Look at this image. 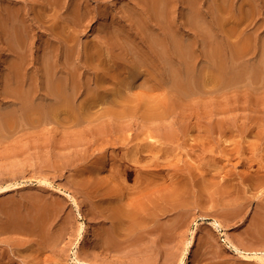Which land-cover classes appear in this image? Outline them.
Wrapping results in <instances>:
<instances>
[{
  "label": "rangeland",
  "instance_id": "1",
  "mask_svg": "<svg viewBox=\"0 0 264 264\" xmlns=\"http://www.w3.org/2000/svg\"><path fill=\"white\" fill-rule=\"evenodd\" d=\"M190 1L177 0L165 21L168 28L173 26L170 32L179 40L192 42L193 53L190 50L181 55L177 51L180 56L176 57L171 50L172 59L162 52L150 54L159 70L179 74L173 77L176 80L168 78L166 88L152 90V82L145 75L150 67L140 68L145 74H138L141 56L137 48L142 46L146 56L154 45L160 48L169 44L172 49L173 35L168 39L165 32L153 26L158 18L152 21L135 1L63 0L66 6L80 4L86 14L98 12L93 21L91 14L85 19L86 27L77 38L72 29L67 31L75 41L65 49L58 40L60 36L40 27L53 11L36 0L35 5L32 2L34 11L30 2L26 6L24 1L16 4L17 0H0L3 13L22 9L27 31L26 45L16 52L0 41V264H181L194 233L197 241L187 264H264L255 255H264V182L260 178L264 175V0ZM73 74L82 82L80 102L87 103L86 96L91 94L93 104H103L94 110H99V120L92 127L87 124L91 120L77 125L53 120V108L48 103L51 91L59 82L69 83ZM127 76L130 78L125 80ZM178 77L191 88L177 91L173 85ZM16 78L23 79L19 87H15ZM201 78L209 79V86ZM196 79L202 82L197 84L199 88L194 85ZM111 88L122 90V99L130 101V106L138 108V103L141 106L155 101L162 109L172 108V116L161 121L140 108L123 112V107L110 98ZM187 90L192 91L188 94ZM28 98L32 101L26 103ZM24 105L38 108L40 113L23 119ZM106 109L109 112H104ZM124 114L128 118L122 119ZM97 127L107 128L106 137H95L93 129ZM173 127L179 130V137L164 140L160 134ZM136 150H146L138 165L134 159L129 160L137 156L131 155ZM153 155L171 162L166 167L149 168L151 174L158 172L159 176L154 175L161 181L169 177L162 182L164 191L171 177L173 182L178 176L176 182L183 179L179 184L188 187L185 179L191 173L188 177L193 178L190 182L194 185L190 186L189 179L187 183L193 194L192 189L189 194L184 189L182 199H191L190 193L195 198L188 205L191 208L184 204L186 208L183 205L178 214L174 210L170 213L168 205L167 214L164 211L158 217L160 221L155 219V223L161 222L162 233L165 229L163 239L160 232L157 237L156 232L153 236L146 233L151 236L144 239L147 243L143 238L141 242L147 247L136 242L146 248L144 252L132 248L136 243H127L132 251L122 244L120 235L117 237L116 225L123 217L117 212L126 205L120 203L139 204L136 198L141 195L136 192L135 178L144 169L139 164L143 166ZM123 159L131 164L132 172L138 171L128 175L121 167ZM157 176H151L148 183H161ZM20 185L23 187L18 189ZM147 187L143 193L150 199L151 189ZM182 208L189 210L184 212ZM140 214L134 215L135 219ZM176 218L180 224L174 231ZM217 220L224 227L221 233L213 226ZM84 223L92 241L85 240ZM255 237L259 238L257 242ZM103 239L116 245L121 241L123 246L120 244V250L119 245L112 251L106 249L112 252L107 256ZM224 239L255 257L245 260L240 252L223 245ZM216 246L225 252L218 254Z\"/></svg>",
  "mask_w": 264,
  "mask_h": 264
},
{
  "label": "bare ground",
  "instance_id": "2",
  "mask_svg": "<svg viewBox=\"0 0 264 264\" xmlns=\"http://www.w3.org/2000/svg\"><path fill=\"white\" fill-rule=\"evenodd\" d=\"M13 2L15 1V0H12ZM18 1V3L16 2V4H20V3H23V1L25 2V3H23V5L25 4L26 6L28 5H30L28 2H30L31 4H32V2H34V0H17ZM22 1V2H21ZM36 1H39L40 3H41V5H45L50 11H53V14H50V15H48L45 19H44V21H42V23H41V25H40V27L41 28H45L46 30H48V31H50L51 32V34L52 35H55L56 37L57 36H60V37H58L59 39V41H60V43L62 44V45H64L63 47L66 49V47H68L69 45H70V43L71 42H74L75 41V38H77L78 36H77V34L79 35L80 34V32H82L83 30V28L84 27H86V24H85V19L89 16L90 17V14H86V12H87V10H86V12H83V10L84 9H82L81 8V6H80V4H78L79 6H75V7H71V6H73V5H71V6H66L67 4H65V3H63V0H36ZM42 1V2H41ZM133 1H135V3H136V5L137 6H140L141 8H143L144 9V11H146L147 13H148V15H149V17H150V19L152 20V21H154V19H155V17L156 18H158V20H157V22L156 21H154L156 24H153V23H151L153 26H155L157 29H160V31H163V32H165L166 34H167V37H168V39H170L169 37H170V35H173V37H171V39H170V41H171V45H172V49L170 48V47H167V46H169V44H166L165 46L163 45V46H161L160 48H159V45L157 46V45H154V46H151L150 47V52L149 51H147L148 52V54H147V56H146V52H143L142 51V46L140 47H138L137 48V50L138 51H136L138 54L140 53V56H141V60H140V64H139V66L137 65V67H139V72H138V74L139 75H144L145 74V72H143V71H141L140 70V68H143V67H145V66H149L150 68H149V70L147 71V73L145 74V75H147V77L150 79L149 81L150 82H152V86H151V89L152 90H159V88H166V86H167V84L165 83V82H167L168 83V81L167 80H169L168 78H171V80L173 79V77H177L179 74L178 73H170L171 75H169V74H167V72H170V71H167L166 69H162V70H159L158 69V67L155 65V63H154V61L152 60L151 61V57H150V54H154V51L155 52H158V53H163L165 56H167V57H169V58H171L172 57V55L170 56L169 54H170V51L172 50V53H174V55H176V57H177V55L179 54L177 51H180V52H182V54L181 55H183V54H185L187 51H190L191 50V52H192V50L194 49L193 48V44H192V42L190 41V42H185L184 40H179L177 37H176V35L175 34H172L171 32H173V31H171V29H173L172 27V25H171V29L170 28H168L167 26H166V21H165V17L168 15V13L171 11V8H172V6L173 7H175L176 5H177V0H133ZM176 1V2H175ZM138 2H140V4H138ZM191 2H193L192 0L190 1V3ZM28 3V4H27ZM34 5H35V2L33 3ZM32 4V5H33ZM31 5V6H32ZM32 6V10L34 11V8H36V6ZM36 5H38V4H36ZM175 5V6H174ZM65 8V11H63V9ZM20 10H22V9H19V10H15V11H13V12H8V13H3V11H2V9H0V29H2V33L0 34V41L1 42H3V43H7L8 44V46H10L9 48H13V51L15 50V52H16V50L17 49H20V48H18V47H22V46H24V45H26V29L24 30V26H26L25 24H26V18H23L22 17V15H21V13H20ZM85 11V10H84ZM150 12V13H149ZM152 12H153V14H156V16L155 15H153L152 14ZM155 12V13H154ZM98 13V12H97ZM96 12H95V14L93 13V14H91V19H92V21H93V19H96V17L98 16V14H97ZM67 14V18H63L64 17V15H66ZM152 14V15H151ZM93 15V16H92ZM152 16H154V18L152 17ZM88 17V18H89ZM146 17V16H145ZM69 18V19H68ZM122 18V17H121ZM123 19H125V18H123ZM141 19V18H140ZM147 19V18H146ZM149 20V19H148ZM151 20H149L150 22H151ZM35 20H33V23L31 24V26L32 27H34L35 26V22H34ZM140 21V20H139ZM141 21H144V20H141ZM147 20H145V22H146ZM144 23V22H143ZM147 23V22H146ZM122 24H123V22H122ZM125 24V23H124ZM150 24V23H149ZM151 24H150V26H151ZM171 24V23H170ZM170 24H168L167 23V25H170ZM89 25V24H88ZM124 26V25H123ZM127 27H128V25H127ZM166 27L168 28V30L166 29ZM30 28V27H29ZM36 28V27H35ZM71 30L72 29V31H71V33L73 32V34L75 35V38H73V37H71L69 34H67V31L68 30ZM127 29V28H126ZM124 30V29H123ZM171 31V32H170ZM70 33V32H69ZM65 35V37H63ZM5 37V38H4ZM4 38V39H3ZM157 38H160L159 36L157 37ZM3 39V40H2ZM71 41V42H70ZM185 42V43H184ZM143 44H144V42H143ZM144 47V46H143ZM156 48H158V49H156ZM19 53V52H18ZM95 53V52H94ZM136 53V54H137ZM157 53V54H158ZM171 53V54H172ZM193 53V52H192ZM137 54V56H139ZM92 55H95V54H92ZM155 56H156V54H154ZM148 56L150 57V58H148ZM152 56V55H151ZM159 56V55H158ZM158 56H157V58H158ZM179 56H180V54H179ZM175 57V56H174ZM172 59V58H171ZM16 66V65H15ZM19 66H18V64H17V68H18ZM20 68V67H19ZM165 70H166V72H165ZM187 71V70H186ZM221 71V70H220ZM126 73H128V72H126ZM222 73H223V70H222ZM174 74V75H173ZM129 76H131V77H133L134 76V74L133 73H130V74H128ZM114 77H116V76H114ZM77 77L73 74V77L70 79V82L68 83L67 81H65L64 83L63 82H59L60 84H58L57 85V88L55 89V88H53V90L51 91V97L53 98H51V102H48L49 104H51V107L53 108L52 109V114H53V120H57V121H61V120H63V121H65V122H69V123H73L74 125H77V124H85V121L86 120H91L90 122L89 121H87L88 123V125H90L91 127H92V125L95 123V122H97L98 120H99V115H98V113H99V110H96V111H94L95 109H97V108H99L100 106H103V104L102 103H94L93 104V100L91 99L92 98V96H91V94L90 95H88V96H86V99H87V103H82V102H80V98L82 97V93H81V91H80V89L82 88V82L80 81V80H77L76 79ZM130 77H125V80H128ZM178 79V81H177V83L175 84V82H174V84L175 85H173L174 87H178V88H176V90L178 91L179 89H180V91H181V89H182V91H181V93L182 92H184V91H186V89H189V88H191V84L190 85H187L188 83H186V81H185V83L184 82H180L179 81V77L177 78ZM203 79L206 81H208L207 83H208V85H207V83H205L202 87L203 88H205V85H207V86H209V82H210V80L209 79H205V78H201L200 80H202V82H203ZM217 79V78H216ZM216 79H214L212 82H216ZM19 80H23V79H17L16 78V85H15V87H19V86H21V84H23V81H19ZM173 80H176V78L175 79H173ZM200 80H198L197 81V79H196V84H194L196 87H198L199 88V85H200ZM217 80H220V78L219 79H217ZM25 82V81H24ZM172 82V81H171ZM170 82V83H171ZM188 82H190V81H188ZM201 82V83H202ZM212 82L210 83V85H214V84H212ZM220 82V84H221V81H219ZM219 82H217V83H219ZM216 83V85H218L219 86V84H217ZM171 84H173V83H171ZM197 84H199L198 86H197ZM65 86H66V88L68 89H66L65 88ZM206 86V87H207ZM215 86V85H214ZM14 88V87H13ZM186 88V89H185ZM111 91H112V93H111V95H110V98L112 99V101H114V103H115V105H118V106H121V107H123V112H130V110H134V109H144V113L146 114V115H148L149 117H151V118H153V119H156V118H161L160 120L161 121H165V120H167V119H169L171 116H172V114H171V112H170V109H172V108H169V110H166V109H162L161 107H160V104L158 103V102H155V101H153V102H148V103H145V104H142L141 102V106H139L140 104L138 103V108H136V107H134V106H130L129 105V102L130 101H127V102H125V101H123V99H122V93H123V91L122 90H115V89H113V88H111ZM190 91H192V90H190ZM190 91H188L187 90V93L189 94L190 93ZM177 93H180V92H177ZM186 93V92H185ZM91 96V97H90ZM29 101H32L31 99H29L28 98V100L26 101V103L27 102H29ZM96 101V100H95ZM137 104V103H136ZM24 110H27V111H24ZM107 110V111H106ZM104 112H109V110L108 109H106ZM21 111H22V113H21V117H23V119L24 118H29V116H32L33 114H36V113H40L39 112V110H38V108H33V106H29V107H26V105H24L23 106V108L21 109ZM50 114V113H49ZM126 118H128L127 117V115H123V117H122V119H126ZM106 131H107V128H105V127H103V128H99V127H97V128H94L93 129V132H94V135H95V137L96 138H100V137H106ZM179 135H180V133H179V130L177 129V128H171V129H169V130H166V131H164V132H162L161 134H160V136L164 139V140H167V141H172V140H174V139H176V138H178L179 137ZM136 153L135 154H131V155H137L135 158L134 157H132L131 156V159H129V160H131V161H133L132 159H134V161H136L135 163L138 165V163H140L142 160L141 159H144V158H142V154L143 153H145L146 152V150H140L138 153H137V150L135 151ZM169 154V153H168ZM139 155H141V157L139 156ZM139 157V158H138ZM153 159H151V160H149L150 161V163L151 164H144L143 166H141L142 164H139L140 165V168L141 167H143L144 169L142 170V169H140L139 171L138 170H136L134 167H133V165H132V167L136 170V171H138L139 173H137V179L135 178V180H137L138 181V183L136 182V184L138 185V187H136V189L138 190H136V192H137V194L141 197H138V198H136L137 199V201L136 202H138L137 204V206H136V203L134 202V204L131 202L130 204L133 206V208H131V206H130V204H128L127 205V201L126 202H123V203H120V206H122V204H125L126 203V205H123V207L121 208V207H118L117 209H120L121 208V210H120V212H117V214L119 213V214H121V216L123 215V217H121V221H120V223L117 221L116 223H119L118 225H116V229H115V231H116V233H117V237H119V235L121 236V239H119V240H123V242H122V244H124V246H125V248L126 247H130L131 248V246H133L132 248H134V249H138V251L139 250H141L142 252H144L143 250H145L146 248H141V246H140V243H142L141 241H143L146 237L148 238L149 236H153V232L155 233L156 232V234H155V237H157V234L160 232V237H161V234H163L164 232H165V229H163V233H162V229H161V227L159 226V224H161V222H156L155 223V219L156 218H158L159 216H160V213H165L166 212V214H167V211H169V208H170V210H171V212L170 213H173L174 211V213H176L177 212V214L179 213L178 212V210L179 209H181V207L184 205V204H186V206H188L189 204H191V202H193L191 199H194L195 197V195H191V193L193 194V191H194V189L193 188H189V185L190 186H192V184H193V182H190V179L192 180L193 178L191 177L190 179H189V177L190 176H192V174L190 175V174H188V176H187V178L185 179V186H188V187H186V188H188V189H186L185 187H184V183L182 182V187H181V184H179V182L181 183V180H183V179H178V180H180L179 182H176L177 180V174L176 175H174V176H177L176 177V179H174L173 180V182H171V179H172V177H171V179L169 180V183H170V186H169V183H165V185H166V187H167V190L166 191H164V189H163V187H164V183H162L163 181H165L166 180V182H167V179L169 178V177H165V180H160L161 178H159L158 176V172H154V174H157V175H154V174H151V173H153V170L151 171L149 168L151 167V168H154L153 166H155V169L156 168H160V167H166V165H170V161H168V162H170V163H167L165 160H167V159H161L160 157V159H158V157L157 156H154L153 155V157H152ZM127 159V158H126ZM159 160H164L163 162H166V163H163V162H160ZM122 161V160H121ZM123 161H124V159H123ZM121 162V167H123V169H124V171L128 174V175H132V173L135 171H133L132 172V168H131V164L129 163L128 164V161L127 162ZM133 161V162H134ZM125 163H127V165H128V167L126 166V164ZM162 163V164H161ZM164 164H165V166H164ZM130 166V167H129ZM138 167V166H137ZM167 167H169L170 168V166H167ZM139 168V167H138ZM137 168V169H138ZM146 168V169H145ZM164 169V168H163ZM162 169V170H163ZM166 169H168V168H166ZM161 170V169H160ZM165 170V169H164ZM135 171V172H136ZM154 171H157V170H154ZM140 174V175H139ZM143 174L145 175V176H143ZM157 176L158 177V179L161 181V183H159V181H157L156 179V182H157V184H155L156 182H154V183H152V181H151V183L149 184L148 182H150L149 181V179L151 178V176L152 177H154V176ZM140 176V177H139ZM150 176V177H149ZM173 176V177H174ZM157 177H155V178H157ZM263 177H264V175H263ZM263 177H260L261 178V181L262 182H264L263 181ZM179 178V177H178ZM162 179H164L163 177H162ZM187 179H189V182H190V184L188 185V183H187ZM154 180V179H153ZM46 181V180H45ZM47 183V182H46ZM139 183L141 184V186L139 185ZM173 183V184H172ZM186 183H187V185H186ZM50 184V183H49ZM154 184V186H151V185H153ZM173 186H172V185ZM264 184V183H263ZM151 186L152 188L154 187L155 189H154V191H153V189L151 188V187H147V186ZM194 185V184H193ZM22 185H20V186H18L17 188L19 189V187H21ZM169 186V187H168ZM23 187V186H22ZM145 187H147V189H151V192L149 191V190H147V192L149 191V193H151L150 195L152 196V193H153V196H154V198L152 197L151 198V196H150V199H148L149 197H147V196H149L148 195V193H147V196L145 195V193H143V191H146L145 189ZM166 187H165V189H166ZM8 189H10V188H12V187H7ZM7 188H6V190H7ZM170 188H172L170 191H168V189H170ZM13 189V188H12ZM14 189H15V187H14ZM162 189H163V191H162ZM183 189V190H182ZM184 189L186 190V191H184ZM190 189H192V192L190 193V198L191 199H189V198H185V199H182V195H183V193L184 192H186L187 194H189V190ZM3 190H5V188L3 189ZM141 190V191H140ZM184 191V192H183ZM189 191V192H188ZM140 194H139V193ZM154 192L156 193V195L154 194ZM166 192H168V193H166ZM170 192V193H169ZM144 194L145 196H144V199L146 198V199H148L147 201H145L144 199H143V197H142V194ZM166 193V194H165ZM185 193V194H186ZM184 194V196L183 197H185L186 195ZM195 194V193H194ZM188 197H189V195H187ZM186 196V197H187ZM72 197V196H71ZM192 197H194V198H192ZM74 199V202L75 203H77V201H76V198H73ZM139 199H143L142 201H140ZM189 199V200H188ZM150 200V201H149ZM189 201V203H187V202ZM149 205H151V207H149ZM168 205H170V207L168 206ZM130 206V207H129ZM186 206L184 205V207L186 208ZM191 206V205H190ZM194 206V205H193ZM125 207H129L128 209H132V210H128V209H125ZM168 209H167V208ZM189 207V206H188ZM151 208V209H150ZM185 208H182V210L184 211V212H186V210L188 209L189 210V208H191V207H189V208H187V209H185ZM167 209V211H165ZM174 210V211H173ZM182 210H180V211H182ZM187 210V211H188ZM165 211V212H164ZM191 211H192V209H191ZM139 212H141V214H140V216H141V218H142V215H143V218L141 219V220H139L140 219V216L138 217V220L137 219H135L137 216H138V214H139ZM46 213H48V212H46ZM169 213V212H168ZM165 214V215H166ZM177 214H176V217H177ZM188 214H190V211H189V213ZM42 215V214H41ZM115 215V214H114ZM134 215L136 216V217H134ZM171 215H173V214H171ZM186 215V214H185ZM162 216V215H161ZM160 216V217H161ZM41 217H43V216H41ZM117 217V216H116ZM119 217V216H118ZM37 219V218H36ZM35 219V220H36ZM39 219H40V216H39ZM159 219H161V218H158V220ZM157 220V221H158ZM177 220H179L178 218H176V220L173 222L174 223V231L176 230V228H178L179 227V225H178V223L180 224V222L179 221H177ZM32 221H33V219H32ZM160 221V220H159ZM36 222V221H35ZM40 222V221H39ZM115 222V221H114ZM113 222V223H114ZM152 222H154L153 223V226L151 225V223ZM159 223V224H158ZM37 224V223H36ZM30 225H32V224H30ZM30 225H29V228H30ZM151 225V229L149 228L148 229V227ZM27 226H28V224H27ZM40 226V225H39ZM164 226V225H163ZM178 226V227H177ZM213 226H214V228H216V231L217 232H223L224 231V227H223V225H222V223H220L218 220L217 221H215V222H213ZM21 227H23V226H21ZM25 228V227H24ZM39 228V227H38ZM83 228H84V232H85V240L86 241H92V235H91V233L89 232V230H88V227H87V225L84 223L83 224ZM20 230H21V228H20ZM26 230H28V229H26ZM37 230V229H36ZM42 230H44V226H43V229ZM148 230V231H147ZM150 230V231H149ZM113 231V230H112ZM141 231V232H140ZM171 231L173 232V233H171L170 231H169V233H171L172 235L175 233L173 230H172V227H171ZM26 232V231H25ZM29 232V231H28ZM140 232V233H139ZM150 232H152V234L151 235H147V236H145V234L146 233H150ZM158 232V233H157ZM35 233V232H34ZM42 233V232H41ZM142 233V234H141ZM176 233H177V231H176ZM44 234V233H43ZM139 234V235H138ZM165 234H167L168 235V233H165ZM170 234V235H171ZM224 234H225V232H224ZM257 234V233H256ZM115 235V234H114ZM159 235V234H158ZM169 235V236H170ZM264 235V234H263ZM136 236V237H135ZM163 236H165V235H163ZM174 236V235H173ZM224 236V235H223ZM255 236H261V235H255ZM42 237V236H41ZM46 237V236H45ZM109 237V236H108ZM114 237H116V236H114ZM114 237H113V239H114ZM116 237V238H117ZM125 237V238H124ZM159 237V236H158ZM171 237V236H170ZM262 237V236H261ZM260 237V238H261ZM44 238V237H43ZM106 238V237H105ZM123 238V239H122ZM141 238H143V240H141ZM162 238V237H161ZM263 238V237H262ZM261 238V239H262ZM112 239V240H113ZM149 239V238H148ZM157 239V238H156ZM159 239V238H158ZM163 239V238H162ZM254 239H256L255 241L257 242L258 241V237H255ZM260 239V240H261ZM44 240V239H43ZM48 240V239H47ZM147 240V239H146ZM146 240H144L145 242H146ZM195 240H196V233H194L193 234V237L191 238V240H189L188 241V248L185 250V253H184V257H183V259L181 260V264H187V258H188V256L190 255V252H191V249L193 248V246H194V244H195ZM263 240V239H262ZM143 241V242H144ZM157 241V240H156ZM154 239H153V242H156ZM160 241H161V239H160ZM159 240L157 241V243L158 242H160ZM197 241V240H196ZM264 241V240H263ZM48 242V241H47ZM101 242H103V248H104V252H106L107 253V256H108V254H109V256H112V252H110V251H112V250H115V249H111V248H113V247H118L117 245H119L120 246V244H121V241H120V243L118 244L117 243V245L115 244L116 242L114 241V242H112L111 240H108V239H103V241H101ZM119 242V241H118ZM138 242H140L139 243V245L137 244ZM34 243V242H33ZM127 243H129L130 245H131V243L132 244H135L136 243V245H129V244H127ZM147 243V242H146ZM146 243H142V246L145 244V246H146ZM224 243V244H223ZM43 244H45V243H43ZM42 244V245H43ZM102 244V243H101ZM121 244V245H122ZM153 244H155V243H153ZM216 245H217V243H215ZM222 244L223 245H225V246H227V247H229V249H232V248H234L233 250H236V251H238V252H240L241 254H242V257L245 259V260H251L252 258H254L253 256H251L250 254H248V253H244V252H242L241 251V249L240 248H238V246H236V245H234L233 243H230L229 242V240H227V239H224L223 240V242H222ZM31 245V244H30ZM41 245V244H40ZM39 245V246H40ZM129 245V246H128ZM137 245L139 246V247H137ZM123 246V245H122ZM134 246H136V247H134ZM222 246V245H221ZM43 247V246H42ZM41 247V248H42ZM144 247V246H143ZM147 247V246H146ZM150 247H152V246H150ZM108 248H110L111 250L110 251H106V249H108ZM129 248V249H130ZM131 248V249H132ZM214 248H218V246H216V247H214ZM226 248V247H225ZM224 248V249H225ZM19 249V248H18ZM118 249L120 250L121 249V246H120V248L118 247ZM128 249V248H127ZM213 249V248H212ZM221 249V250H220ZM218 248V250L217 249H215L216 250V252L219 254H221V252L222 253H224L225 251L223 250V248L221 247V248ZM42 250V249H41ZM109 250V249H108ZM122 250H125V249H122ZM214 250V249H213ZM22 251V250H21ZM126 251V250H125ZM129 251H131V250H129ZM128 250H127V252H129ZM132 251H133V249H132ZM135 251V250H134ZM140 251V252H141ZM215 252V253H216ZM16 253V252H15ZM20 253V252H19ZM212 253L214 254V252L212 251ZM216 253V254H217ZM18 255V254H17ZM254 255V254H253ZM256 255V259L259 261V262H264V255L263 256H258L257 254H255ZM11 256V255H10ZM213 256H216L215 254L213 255ZM11 257H14L15 259H16V256H11ZM216 257H218V255L216 256ZM222 256H220L219 255V258H221ZM18 258V257H17ZM12 259V258H11ZM10 260V259H9ZM13 260V259H12ZM17 261V260H16ZM19 261V260H18ZM12 262V261H11ZM23 262V261H22ZM148 262V261H147ZM147 262H144V264H147ZM10 263V262H9ZM13 263V262H12ZM38 263V262H37ZM37 263H34V264H37ZM93 263V262H92ZM92 263H89V262H83V263H81L80 262V264H92ZM25 264V263H24ZM93 264H96V261L93 263ZM148 264H150V262L148 263Z\"/></svg>",
  "mask_w": 264,
  "mask_h": 264
}]
</instances>
